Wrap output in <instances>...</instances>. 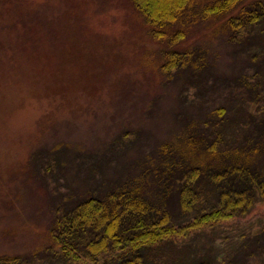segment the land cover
Listing matches in <instances>:
<instances>
[{"label":"rangeland","instance_id":"rangeland-1","mask_svg":"<svg viewBox=\"0 0 264 264\" xmlns=\"http://www.w3.org/2000/svg\"><path fill=\"white\" fill-rule=\"evenodd\" d=\"M236 13L159 28L132 0H0V258L66 264L49 231L57 212L130 179L171 209L174 163L202 186L227 164L264 173V30L229 41ZM212 141L227 153H205ZM246 206L141 248L142 264H264V197Z\"/></svg>","mask_w":264,"mask_h":264},{"label":"trees","instance_id":"trees-1","mask_svg":"<svg viewBox=\"0 0 264 264\" xmlns=\"http://www.w3.org/2000/svg\"><path fill=\"white\" fill-rule=\"evenodd\" d=\"M132 1L145 21L154 27L166 28L174 21L189 23L198 17L205 19L211 15L218 16L236 8L237 13L227 19L231 28L227 35L229 41H238L240 36L246 37L244 32L247 33L250 26L261 24V30H264V3L261 0H213L195 12L189 11L190 0ZM153 34L162 36V30L153 29ZM180 54L183 53L169 54L166 59L172 61V65L165 64L164 68L169 70V67L175 66ZM214 132L212 129L208 134ZM259 135L260 132L253 140H257ZM186 139L189 148L193 149L195 145L190 144L191 136ZM213 141V145L205 144V153L213 156L227 153L214 147L216 140ZM250 149L255 151L256 147ZM251 150L247 149V152ZM244 164H227L222 173L213 174L211 170H206L200 175L206 174L209 184L202 186V177L194 174L197 168H186L183 163H174L172 173L179 176L176 178L178 190L174 205L169 210L149 204L137 183L130 184L131 179L126 181L127 189L111 190L105 195L95 192L88 194L57 212L49 229L50 234L58 244L60 256L66 260V264H97L113 256L117 258L116 264L123 258L126 259L119 264H142L141 248L149 249L175 236H183L192 229L214 224L220 218L233 216L237 211L244 212L246 205L253 203L254 197L263 198L264 173ZM166 165L169 166V163ZM206 202L214 206L205 208ZM201 206L204 208L199 209ZM193 209L196 213L191 215ZM0 264L19 262L16 257H8L0 258Z\"/></svg>","mask_w":264,"mask_h":264}]
</instances>
